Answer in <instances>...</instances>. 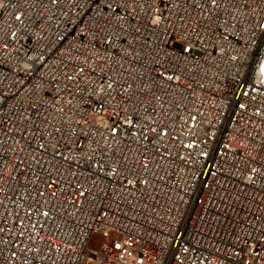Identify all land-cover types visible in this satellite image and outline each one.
I'll list each match as a JSON object with an SVG mask.
<instances>
[{
  "label": "built area",
  "instance_id": "1",
  "mask_svg": "<svg viewBox=\"0 0 264 264\" xmlns=\"http://www.w3.org/2000/svg\"><path fill=\"white\" fill-rule=\"evenodd\" d=\"M209 5L0 0L8 167L32 118L52 133L33 146L68 157L57 166L86 190L51 236L24 218L28 190L0 195V264H264V0ZM169 88L162 109L140 95Z\"/></svg>",
  "mask_w": 264,
  "mask_h": 264
},
{
  "label": "snow or ice",
  "instance_id": "2",
  "mask_svg": "<svg viewBox=\"0 0 264 264\" xmlns=\"http://www.w3.org/2000/svg\"><path fill=\"white\" fill-rule=\"evenodd\" d=\"M57 2L58 0H52V3ZM220 3H223V0H220ZM209 6L212 8L218 7V0H210ZM17 19H20V17L17 16ZM105 23H107V21H105ZM105 39L108 43H111V40L108 39V37H105ZM190 51V48L185 49V52ZM80 71H83V68H81ZM158 75L165 82L179 81L180 79V76L175 74L166 75L164 72H160ZM71 79L72 77L69 76V80ZM128 87H131V85ZM160 88L163 89V85H161ZM169 90L170 88L165 90L163 98L159 94H152L149 97L147 91L141 92L140 95L148 98L149 102L159 100L162 109L163 105L167 103V91ZM125 91H128V88H125ZM129 101H131V97H129ZM152 111L155 112L156 110L152 109ZM43 122L46 125L49 124L46 118ZM24 123L29 126L20 133L25 143L20 147V153L17 155V159L12 169H9L8 162L12 159V154L16 151L15 147H12L9 154L5 156L4 152L7 150V140L0 139V195H3L4 199L16 203L23 200V197L19 196V190H28L32 203L28 204L26 210L21 208V211L25 214L24 218L26 219L33 216L36 212H39L40 216L44 218L43 223L38 219L35 223L31 224V228L33 230L45 231V226L47 225L52 229V232L48 233V235L51 236L58 231V227L55 226L57 220H63L65 218L60 216L59 212L64 211L70 216L71 213L67 212L65 206L69 204L77 206L78 201L82 203L80 198L85 197L86 190L83 189L76 173L73 172L71 175H66V172L61 171V168L57 166L58 160L67 161L68 157L63 156L62 153L55 149L49 151L45 143L33 146L32 141L37 139L48 140V137H51L52 133L48 132L47 136H45L44 131L39 129L32 118H28ZM52 127L55 133L59 134L61 132L60 127ZM159 127L161 126H153L151 124L147 126L151 132L157 133V136L166 134L157 132V128ZM143 131L145 130H142V132ZM29 133H31V138H29ZM112 133L115 135L116 128L112 129ZM12 135H15V132H13ZM132 135L135 136L137 133L133 132ZM143 139L145 141L148 140L147 134L143 135ZM13 143L20 144V141H14ZM29 147L32 148L31 152H28ZM144 150L147 151L146 148ZM26 152L28 153L27 155H25ZM38 156L39 158H37ZM144 159L146 160L147 158L144 157ZM141 166L147 167V164L145 163ZM21 168H23V175L20 174ZM12 181L16 182V188L7 187ZM141 182L147 184L146 180ZM125 184L131 185L132 181L126 179ZM9 191L12 192L11 196L8 195ZM31 192L35 193V198L31 197ZM4 199H0V207L4 206ZM17 223L19 224V221H17ZM20 227L22 230L18 233V236H23V225L20 224ZM4 231V228H0V233H3ZM115 246L117 248L120 247L119 244H116ZM12 255L15 256L16 253L13 252Z\"/></svg>",
  "mask_w": 264,
  "mask_h": 264
}]
</instances>
